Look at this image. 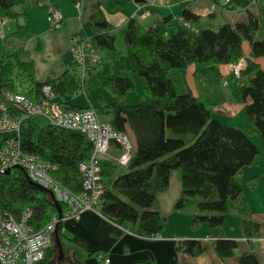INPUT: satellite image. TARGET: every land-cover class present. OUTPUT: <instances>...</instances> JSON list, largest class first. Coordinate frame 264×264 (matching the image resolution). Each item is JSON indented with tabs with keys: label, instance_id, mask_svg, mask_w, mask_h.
<instances>
[{
	"label": "trees",
	"instance_id": "obj_1",
	"mask_svg": "<svg viewBox=\"0 0 264 264\" xmlns=\"http://www.w3.org/2000/svg\"><path fill=\"white\" fill-rule=\"evenodd\" d=\"M69 1L78 3V0ZM171 1L180 6L176 18L172 14L151 22L129 18L121 30L126 53L119 57L118 72L94 74L91 69L81 86L75 62L58 77L39 81L33 61L23 58L24 50L9 45L33 38L26 10L39 4L44 7L47 0H22L17 10L12 9L16 0H0V26L3 19H22L8 36L0 35V101H4V91L39 100L42 86L49 84L56 95L55 101L63 108L79 110L83 108L69 100L80 89L84 94L99 84L108 89L116 97L114 102L96 107L88 103L84 108L92 107L100 119L101 115H108L105 121L116 133L126 135L130 130L134 149L126 166L100 161L99 176L105 192L99 213L122 227H133L136 234L145 237H157L161 233L163 218L157 209L156 196L168 188L173 170H179L182 186V196L175 209L194 205L191 224H206L213 234L224 221L229 201L237 200L242 194L235 179L259 153L248 131L212 117L211 111L191 92L185 80L190 65L202 75L215 72L218 65L242 58V43L249 44L246 67L237 78L233 96L244 105L250 124L264 145V68L257 61L264 62V28H261L264 0H229L225 5L223 0H208L228 10L244 12V19L216 26L211 23L213 12L201 23V16L187 7L191 0ZM251 6L257 8L256 12L250 10ZM89 22L91 46L101 52L115 53L113 26L100 4L90 6ZM258 30H262L260 38L256 37ZM171 71L179 76L183 93L176 92ZM132 74L143 78L150 100L124 104L125 93L133 89ZM40 121L30 117L24 122L22 150L53 165L51 176L69 191L81 192L83 178L78 167L89 157L92 143L79 132L48 124L41 126ZM110 147L120 149L115 140L110 142ZM120 167L124 170L120 171ZM0 207L16 219L29 207L32 212L28 223L35 230H41L53 215H58L49 193L18 168L0 173ZM60 208L64 210L63 206ZM60 226L61 223L56 233L61 244ZM211 238L213 249L220 257L233 255L237 248L234 240ZM52 247L58 250L53 238L41 264H56L58 257L53 259ZM175 251L195 257L203 253L204 246L196 239H182L177 241ZM60 259L63 261V256ZM133 264L154 262L137 260ZM239 264H259V261L254 252H244Z\"/></svg>",
	"mask_w": 264,
	"mask_h": 264
},
{
	"label": "crops",
	"instance_id": "obj_2",
	"mask_svg": "<svg viewBox=\"0 0 264 264\" xmlns=\"http://www.w3.org/2000/svg\"><path fill=\"white\" fill-rule=\"evenodd\" d=\"M195 1L196 0L189 1L187 7L193 13L203 16L201 12H199V7H195V4H197ZM146 2V0H134L136 6H133L127 14H121V30L125 27L129 18L140 16L144 13V5ZM47 3L51 4L59 11L63 18V23L58 32L56 30L50 33L48 31L46 32L44 31L45 29L39 25L42 19L38 17L39 13L36 12L40 9L45 13L43 5L39 4L38 6L27 9L26 14L34 31V36L29 41L37 39L39 40L38 42H41L42 39L51 37L60 46L61 50L63 45H65L66 48L67 45L65 42L67 41L68 43V37L70 35L87 37L91 35V32L90 35L85 33L84 26L89 22L90 6L93 4L101 5L98 0H78L76 4L71 3L69 0H47ZM175 7L178 8V4L171 6L169 11L161 8L155 9L151 11L150 16L146 18L145 21L151 22L168 14H172L173 17L176 18L179 16L180 10L176 13ZM234 11L230 10L229 12L232 13ZM203 17H201V23L203 22ZM107 20L110 22L108 18ZM15 21L16 24L22 23L21 18ZM111 25L114 27L112 23ZM36 26H39L38 28L42 31H35ZM49 29L53 30L50 26ZM242 50V58H248L249 44L247 42L245 43V41L242 43ZM95 51L101 57L104 55V52L96 49ZM27 59L32 60L35 65L33 58L27 57ZM260 60L261 59H258L257 61L260 63ZM73 62V58H71L67 66L61 61L58 65L51 66L49 69L45 70L42 75H39L35 71L36 78L39 81H44L47 78H56L65 70L69 69ZM229 66L230 65H218L216 67L220 80L222 77H225L227 80L228 76H234L230 73ZM195 71L196 68L192 64L187 68L185 73V80L191 92L199 97L204 105L211 111L212 117L214 114L216 115L214 118H218L217 120H220L219 116L220 118L225 117L227 118V123L225 124H232V126L240 128L234 118L235 116H239L240 107H244L243 104L236 102L233 96L237 88V78L234 76L236 78V85L235 88L229 92V98L226 97V99L222 100L221 104L216 103L214 107H211L207 104L205 97L203 98V96L196 91L194 83L196 74L201 76L200 82L206 81L208 77H206L207 75H202ZM227 86H229V84ZM85 96H87V93ZM241 128L248 132L250 131L249 127ZM253 132L256 136V131L253 130ZM126 135L134 145L132 132L127 130ZM111 149L119 151L120 153L119 148L110 147V150ZM112 152L113 151L110 152L111 154L108 153V155L116 157ZM259 154L260 151L253 163L243 167L235 179L236 183L242 189V194L237 200L229 201L224 221L220 227L213 231V234H210L212 230H209L206 224H200L198 226H193L191 224V217L195 212L194 205L188 204L183 209H175V203L182 196V186L179 170H173L169 175L168 188L158 193L156 196L157 209L163 218V227L159 236H140L134 232L133 227L129 225L122 227L102 216L99 212L87 209L76 219L65 218L62 221L59 229L62 256L64 254L66 258L65 261L70 264H99L98 258L102 255L109 256L111 264H133L137 260H151L154 264H239L242 253L254 252L259 264H264V156H260ZM102 158L101 161H104ZM194 199L196 200V198H193V200ZM211 236L214 238L236 241L237 248L233 255L228 257L218 256L213 249L211 240H208ZM182 239H196L201 241L204 246L203 253L192 257L181 252H176V243L178 240Z\"/></svg>",
	"mask_w": 264,
	"mask_h": 264
},
{
	"label": "built area",
	"instance_id": "obj_3",
	"mask_svg": "<svg viewBox=\"0 0 264 264\" xmlns=\"http://www.w3.org/2000/svg\"><path fill=\"white\" fill-rule=\"evenodd\" d=\"M171 2L148 0L144 5V13L135 17L143 21L150 16L151 9L170 8ZM228 3L229 0L222 1V5ZM44 8L50 28L59 29L63 23L59 11L49 3H46ZM6 21L7 19H3L1 25ZM68 44L73 61L80 68L79 80L82 86L88 78L89 65L96 64L101 58L87 36L70 35ZM228 65L230 73L239 78L246 67V61L240 58ZM227 85V80L222 77L220 86ZM81 90L83 93V89ZM41 94L39 100H33L22 93L3 92L4 101H0V173L9 172L14 168L23 170L32 183L50 191L64 210H61L60 217L53 215L41 230H35L28 223L32 212L29 207L22 210L18 219L0 207V264H41L58 225L65 218L76 219L87 209L99 212L105 192V184L99 176L101 158L107 157L121 166H126L134 149L128 136L113 131L92 107L79 110L63 108L55 101L56 95L49 84L42 86ZM30 117L41 119L56 128L79 132L92 143L89 157L78 167L83 178L81 192L69 191L51 176L55 169L53 165L22 150L21 133L24 122ZM112 140L120 147L117 157L108 155ZM208 240L212 238L209 237ZM98 259L99 264H111L107 255Z\"/></svg>",
	"mask_w": 264,
	"mask_h": 264
},
{
	"label": "rangeland",
	"instance_id": "obj_4",
	"mask_svg": "<svg viewBox=\"0 0 264 264\" xmlns=\"http://www.w3.org/2000/svg\"><path fill=\"white\" fill-rule=\"evenodd\" d=\"M148 1V0H146ZM99 3H101V7L106 15V17L110 20V22L114 25L112 33L115 36V53H110V52H104V55L102 56V60L100 59L99 62L96 64H90L89 65V70H91L92 73L97 74L99 72L109 74V75H114L118 72L119 69V57L125 55L126 53V48L123 42V38L121 35V14H127L132 7L136 6L134 3V0H98ZM197 4H195V7H199V12L206 17L210 12L214 13V18L212 20V24L214 26L221 24L225 21H230V22H235L237 20H242L244 19V12L241 11H234V12H229L227 8L224 6H218L215 2H211L208 0H196L195 1ZM177 5V3L171 2V6ZM179 6V5H178ZM21 7V0H16L15 5L12 7L13 10L20 9ZM180 7V6H179ZM179 7H175V12L178 13L180 10ZM193 7V6H192ZM166 9L169 11V8H164V7H158L156 9ZM37 10V9H36ZM35 10V11H36ZM251 11L257 10V8L251 6L250 7ZM263 10H264V5H263ZM36 12L39 13V18L40 20L39 25L43 27L45 30L53 32V30L49 29V25L46 21V13L42 12V10L38 9ZM37 16V13H36ZM201 16V17H203ZM204 17H203V22H204ZM38 23V22H37ZM16 27V21L13 18L7 19L6 23L2 24L0 27V34L1 36H8L10 32L14 30ZM39 26H36L35 31H42L38 28ZM261 28H264V21L261 20ZM59 29H56L58 32ZM84 31L88 35H90V32L92 33L91 29V24L88 22L84 26ZM42 33V32H41ZM37 34V33H36ZM262 36V30H258L256 37L260 38ZM45 37V36H44ZM43 37V38H44ZM39 40L33 39L31 41L27 40L25 43H21L20 41H14L10 43V46L13 47H19L20 50H24L23 52V58L27 59V57H31L34 59L35 62V71L39 74L42 75V73L49 69L51 66H56L58 65L61 61L62 63L68 66V64L71 61V55L69 51V44L66 43V48L65 45H63V49L56 43V41L51 38L47 37L45 39H42L41 42H38ZM246 43V42H245ZM96 52V51H95ZM27 56V57H26ZM98 56H100L98 54ZM105 56V57H104ZM101 58V56H100ZM247 58L245 59V61ZM260 65L262 68H264V62L260 60ZM80 68H78L77 73L80 75ZM242 73V72H241ZM205 75L208 77L206 81L200 82V75L196 74L195 75V89L198 93H200L203 98L205 97L207 104L210 105L211 107H214L216 103L221 104L223 99L229 98V92L232 91V89L235 88V83H236V78L234 76H228L227 77V82L229 86L227 87H221L220 86V77L217 74V71L215 72H208ZM170 76L174 79L175 82V89L177 93H183L184 92V86L179 78V76L176 74L175 71H171ZM241 76V75H240ZM132 81H133V89L130 91H127L123 97V102L126 105H133L140 103L141 101H148L150 100V96L145 92V84L143 78L137 76L136 74H132ZM85 83V82H84ZM116 100V97L111 94L108 89H106L102 84H99L93 88L87 89V96L82 93V90H79V93L70 98L71 103L76 104L80 106L81 108H84L86 105H88V102L90 103L91 106H99L103 104H111ZM239 116H235L234 118L237 121V124L240 127H249L250 131V136L253 140V142L258 146L259 151H260V156H264V145L260 141L259 137L253 132V127L250 124V121L248 119V116L246 114V111L244 107H240L239 109ZM215 115V114H214ZM213 117H216V115ZM108 116V115H107ZM107 116H102L101 115V120H106L107 121ZM233 118V119H234ZM218 119V118H217ZM219 121L222 123H227V118L219 116ZM46 123L44 121H40V125L44 126ZM232 125V124H231ZM236 125V124H235ZM186 138H190V136H186ZM111 151L114 156L119 155V151H116L114 149H109L108 153ZM111 154V153H110ZM104 161L108 160L111 161V159L108 158H102ZM124 169L120 167V171H123ZM195 200V199H194ZM55 238V235L53 236V239ZM51 255L53 259H56L59 257V252L57 249L52 247V252ZM63 261L66 260L64 254H63ZM67 262V261H66Z\"/></svg>",
	"mask_w": 264,
	"mask_h": 264
},
{
	"label": "water",
	"instance_id": "obj_5",
	"mask_svg": "<svg viewBox=\"0 0 264 264\" xmlns=\"http://www.w3.org/2000/svg\"><path fill=\"white\" fill-rule=\"evenodd\" d=\"M6 173H8V171H6ZM45 191H47V192L49 193V195H50V197H51L53 203L55 204V206H56V208H57V212H58V215H59V217H60V216H61V208H60L59 203H57V202L55 201V199H54V197H53V195H52V193H51L50 191H48V190H45ZM54 235H55L54 240H55V242H56V245H57V247H58V252H59V257H58V258L60 259V258L62 257V248H61V244H60V242H59V240H58L57 234L55 233Z\"/></svg>",
	"mask_w": 264,
	"mask_h": 264
},
{
	"label": "flooded vegetation",
	"instance_id": "obj_6",
	"mask_svg": "<svg viewBox=\"0 0 264 264\" xmlns=\"http://www.w3.org/2000/svg\"><path fill=\"white\" fill-rule=\"evenodd\" d=\"M56 264H70V263H67L65 261H62L61 259L58 258Z\"/></svg>",
	"mask_w": 264,
	"mask_h": 264
}]
</instances>
